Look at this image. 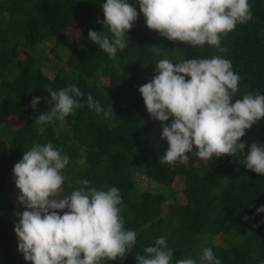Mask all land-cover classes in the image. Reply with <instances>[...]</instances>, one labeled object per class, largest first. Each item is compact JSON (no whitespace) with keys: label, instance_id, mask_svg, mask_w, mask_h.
Here are the masks:
<instances>
[{"label":"trees","instance_id":"16d2710c","mask_svg":"<svg viewBox=\"0 0 264 264\" xmlns=\"http://www.w3.org/2000/svg\"><path fill=\"white\" fill-rule=\"evenodd\" d=\"M104 2L0 0V264H27L14 233L15 213L24 208L17 199L13 166L34 143L48 142L70 157L64 193L80 187L77 181L83 179L93 187L120 189L124 226L137 232L136 248L101 264H137L135 255L161 236L175 251L173 264L184 257L198 260L205 247L212 248L222 264H264V213L256 214L264 205V176L238 163L243 158L236 156L160 163L168 144L161 139V123L150 118L138 91L156 75L155 64L161 59L175 63L221 56L241 76L235 98L264 94V0H249L253 19L221 36L223 53L207 44L192 47L167 40L147 28L139 6L129 0L138 19L126 34L127 47L114 59L88 39L90 30L103 31L97 21L104 18ZM83 18L77 41L68 45L67 29ZM36 45L59 60L53 76L42 72L41 61L32 54ZM72 84L84 93L79 98L82 107L38 134L34 121L52 106L48 89ZM88 94L105 109L112 104L111 118L88 107ZM35 96L41 102L33 111ZM11 119L19 122L14 130ZM241 139L245 153L247 145L264 143V121Z\"/></svg>","mask_w":264,"mask_h":264},{"label":"clouds","instance_id":"9594fccd","mask_svg":"<svg viewBox=\"0 0 264 264\" xmlns=\"http://www.w3.org/2000/svg\"><path fill=\"white\" fill-rule=\"evenodd\" d=\"M148 29L172 42L192 47L214 46L219 52L221 36L238 24L253 19L249 0H135ZM103 31L88 32V39L109 58L127 47L126 35L138 19L136 7L129 0H105ZM105 29L107 31H105ZM159 50V47H154ZM156 75L139 87L150 118L162 126L161 139L168 144L160 163L185 164L193 158L208 161L222 156H236L238 163L264 176V143L242 142L258 121H264V94L240 91L241 76L221 56L189 58L179 62L161 59ZM50 110L34 121L38 134L55 122L75 115L82 107L84 93L75 84L58 91L48 89ZM41 97L32 98L37 110ZM87 105L102 118H111L112 104L105 109L91 94ZM171 119L170 123H167ZM196 149V151H194ZM188 154H191V158ZM70 157L53 143H34L13 166V177L23 211L15 213L14 233L18 251L27 264H101L132 253L137 232L125 228L121 214L120 189L104 185L90 186L87 179L70 194L62 190L67 177L65 169ZM264 213V205L256 214ZM164 236L154 239L142 255H135L137 264H173V253ZM175 264H222L212 248L205 247L199 259L186 258Z\"/></svg>","mask_w":264,"mask_h":264},{"label":"rangeland","instance_id":"374dc122","mask_svg":"<svg viewBox=\"0 0 264 264\" xmlns=\"http://www.w3.org/2000/svg\"><path fill=\"white\" fill-rule=\"evenodd\" d=\"M83 19H77L75 20L72 25L67 29L66 34H65V39H66V43L68 45H73L76 41H77V37H78V31L79 28L83 22ZM45 50V52H44ZM48 49L43 47L42 45H36L35 47H33L31 49L32 54H34L36 57L39 58V60L41 61L42 64V72L47 75V76H53L52 71L54 70L53 68H55L58 63L59 60H57L55 57L51 56L49 54V51L46 53ZM45 54L48 55V59L46 60V56ZM62 60L64 61V55H62ZM10 127L11 129H16L19 126V122L11 119L10 121ZM0 133H2V131H0ZM140 180H142V178H140ZM141 185L144 183V181H140ZM175 190H178V185H174Z\"/></svg>","mask_w":264,"mask_h":264}]
</instances>
